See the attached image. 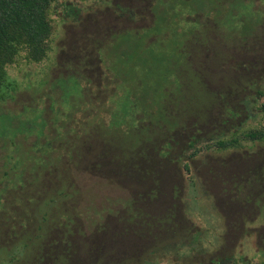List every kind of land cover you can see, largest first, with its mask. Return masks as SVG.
<instances>
[{
  "label": "rangeland",
  "instance_id": "rangeland-1",
  "mask_svg": "<svg viewBox=\"0 0 264 264\" xmlns=\"http://www.w3.org/2000/svg\"><path fill=\"white\" fill-rule=\"evenodd\" d=\"M156 2L56 0L50 9L54 31L47 58L32 62L19 56L8 65L14 91L0 102V112L5 113L0 115V130H12L14 115L17 120L13 118L12 124L19 125L20 118L39 114L46 137L58 147L69 141L71 153L63 154L57 170L52 165L39 181L27 183L29 187L18 191L16 198L2 199L0 264H215L227 258L253 262L263 255L264 141L227 151L202 150L189 160V173L177 156L194 129L206 138L225 136L234 126L260 120L256 104L264 100V24L250 41L236 39L230 46L219 35L226 29L217 26L220 31L204 18V26L211 25L205 28L210 40L199 44L172 35L164 26L166 35L157 36L135 57L126 54L129 59L120 63L113 48L118 40L131 37L127 32L114 38L106 54L113 34L152 26ZM186 2L183 11L190 12ZM67 4L79 9L77 19L66 14ZM253 4L264 13V0ZM245 11L256 15L250 6ZM184 44L206 88L218 93L216 105L207 108L205 116L186 117L189 131L176 130L167 157L142 149L124 155L121 148L105 144L95 122L96 117L107 119L109 108L113 112L110 92L120 94L113 73L120 80L117 85L123 82L136 95H144L146 111L163 97L169 84L164 74L171 61L184 66ZM185 70L189 76L190 67ZM77 79L87 89L82 99ZM190 91L193 98L177 101L194 113L209 100L195 82ZM63 93L71 95L69 100ZM81 103L89 105L83 112L74 108H81ZM227 109L239 115L224 122ZM83 128L87 132L82 134L78 130ZM22 138L17 135L14 141L23 142L25 148L46 140L36 135ZM2 144L0 167L12 146L7 139ZM61 187L64 196L48 198Z\"/></svg>",
  "mask_w": 264,
  "mask_h": 264
},
{
  "label": "trees",
  "instance_id": "trees-1",
  "mask_svg": "<svg viewBox=\"0 0 264 264\" xmlns=\"http://www.w3.org/2000/svg\"><path fill=\"white\" fill-rule=\"evenodd\" d=\"M55 1L0 0V102L11 98L12 94L10 91H14L7 71L8 65L13 63L19 56H23L26 60L32 62H40L47 58L50 50L51 35L54 31L50 9ZM186 1L191 9L190 12L183 11L186 6L184 4L185 0H157L155 4L158 11L155 8L156 19L152 26L142 31L126 30L113 34L107 45L106 54L112 50L111 47L109 50L107 49L114 38H120V34L123 35V33L127 32L130 33L131 37H124V40H118V42H115L116 48H113L119 55L120 59L118 61L120 63L127 61L130 57L143 53L146 46L151 44L153 40L158 39L157 36L166 35L164 33V26H169L172 35L183 36L184 41L187 38H191L195 43L199 41L207 42L210 39L206 36L207 32L205 28L211 25L207 24L208 27L204 26L205 21H202L204 18L214 25L212 27H216L218 30H220L219 28L226 29L222 31L224 34L219 33V35L223 41L222 43L230 46L236 42V39H240L244 43L250 41V38L256 36L258 27L264 24V13L260 9L253 7V0ZM249 1L251 5H248ZM248 6L256 12V15L253 12L245 11V8ZM65 12L73 19H77L79 9L71 4H67ZM184 14H186L185 18L182 17ZM178 21L183 22L182 24H178ZM151 30L154 31L151 32ZM151 35L154 36L152 37ZM148 37H151V41H147ZM230 39H232V42ZM185 45L181 51L184 66L181 67L182 62L178 64L175 60L171 61L164 74V78L169 84L163 88V97L159 98L158 102L151 105L146 111L143 109L144 95H136L133 92V88L131 89L128 84L124 86L123 82L117 85L120 80L111 71L115 78L114 86L120 90V94H116L113 91L110 92L109 97L114 105V110L111 112V108H109L108 111L110 112H107L109 117L107 119L96 117L95 122L96 133H98L105 144L121 148L124 155L128 151L142 149L143 152H147L150 155V150H153L158 156L167 157L174 148V143L176 142L174 134L177 132L176 130L178 128L188 130L186 117L191 114L205 116L207 108L216 105L218 93L211 94L212 92L210 93L209 89L206 88L204 83L206 81H204L203 75L193 67L191 52L186 49ZM126 54H128L129 58L125 56ZM109 62V65H112L113 60ZM186 67H190L191 69L189 76L186 74ZM192 82L198 84L200 89L204 93H207L209 100L208 104L197 109L194 113H190L186 106L179 104L177 101L183 96L193 98L190 91ZM76 83L81 86L82 96L80 99H82L87 94V89L78 79ZM174 86L178 89V91H175V94L173 92ZM62 97L69 100L71 95L63 93ZM137 104L138 106H135ZM88 106V104H84L83 106V103H81V108L77 106H74V108H78L79 112H83ZM256 107L260 113V120L255 125L234 126L225 136L218 135L207 138L200 136L197 129H194V132H189L186 137L185 147H183L181 153L177 156L185 172H190L189 160L197 156L202 150L227 151L243 148L248 142H263L264 100L256 104ZM2 113L5 114L1 111V116L3 115ZM38 115L35 114L33 118H20L21 122L19 125L18 123L17 125L12 124L13 118L17 120L15 118L17 116L14 115L15 117L12 116L10 118V129L12 128V130H0V144H4L6 139L12 143L11 149L5 161H2L3 165L0 167V206H2L3 198H16L15 196L18 194V191L29 187V184L26 185L27 183L31 184L33 181H39L45 172L51 169L52 165H57L55 167L57 170L63 154L69 155L71 153V148L67 147L69 141L61 147L56 146L54 142L51 143L50 139L45 135L47 133L44 128L45 122ZM65 115H67V112L63 117ZM237 115H239V111L227 109V113H224L221 119L225 122V119L232 118L233 116L236 117ZM61 119L64 120V118ZM73 120L75 123L78 121L75 117ZM245 121L246 119H244ZM241 122L244 123L243 121ZM196 125L197 123H193L192 126L196 128ZM85 129L83 128L78 131L82 132ZM70 130L75 131L76 129L72 127ZM122 130L125 133L123 136L120 134ZM85 132H82V134ZM7 134H11V136L3 138ZM17 135H22L23 140L28 139L31 135H36L37 137L43 136L46 140L43 142L44 145L38 143L36 140L30 146L28 145L29 148H25L26 145L23 142L19 141L16 143L14 141ZM60 138L63 139V137ZM54 153L56 154L54 155ZM0 159H2V155H0ZM17 174L18 177L16 178ZM56 192L58 193L57 195L51 194L48 198H61V196L66 194L64 187L59 188V190L57 189ZM262 254L260 259L253 262H239L233 258H227L215 261V264H264V252Z\"/></svg>",
  "mask_w": 264,
  "mask_h": 264
},
{
  "label": "flooded vegetation",
  "instance_id": "flooded-vegetation-1",
  "mask_svg": "<svg viewBox=\"0 0 264 264\" xmlns=\"http://www.w3.org/2000/svg\"><path fill=\"white\" fill-rule=\"evenodd\" d=\"M3 165V163H1Z\"/></svg>",
  "mask_w": 264,
  "mask_h": 264
}]
</instances>
